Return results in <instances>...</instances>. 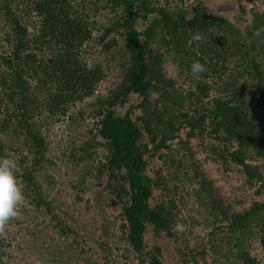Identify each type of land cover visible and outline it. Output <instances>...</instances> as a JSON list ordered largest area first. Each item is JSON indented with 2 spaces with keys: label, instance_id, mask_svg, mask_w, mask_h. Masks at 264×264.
<instances>
[{
  "label": "rangeland",
  "instance_id": "obj_1",
  "mask_svg": "<svg viewBox=\"0 0 264 264\" xmlns=\"http://www.w3.org/2000/svg\"><path fill=\"white\" fill-rule=\"evenodd\" d=\"M59 1L75 22L68 40L59 28L45 39V16L56 1L0 0V78L12 77L2 63L15 43L10 11L27 28V52L35 56L22 69L26 108L0 88V136L24 192L18 216L0 226V264H140L146 258L127 239L125 170L110 164L112 147L100 133L108 110L123 115L131 107L135 146L158 181L149 202L170 213V231L147 223L149 249L161 247L163 264H243L246 252L264 264V179L248 182L231 157L237 142L212 113L216 99L236 95L264 133V110L252 98L259 92L249 70L254 58L248 46L237 47L264 13V0H141L137 28L157 77L125 104L117 96L136 66L123 24L125 0ZM262 41L251 54L264 72ZM50 58L67 59L55 67ZM193 62L206 71L194 76ZM248 159L264 177V156L250 148ZM257 203L263 208L233 233L221 210L241 213Z\"/></svg>",
  "mask_w": 264,
  "mask_h": 264
},
{
  "label": "trees",
  "instance_id": "obj_2",
  "mask_svg": "<svg viewBox=\"0 0 264 264\" xmlns=\"http://www.w3.org/2000/svg\"><path fill=\"white\" fill-rule=\"evenodd\" d=\"M55 1V6H52L53 8H51L50 13L45 16V25L48 29L45 39H47L48 35H51L50 33H53L51 32L52 28H59L61 32H57L56 34L59 33V37L64 36L65 39L68 40L69 37L67 36V32L70 33L69 30H73L75 22L73 21L74 19H71L68 15L69 11L64 8L63 2L53 0V2ZM140 1L141 0H125V11L127 16L123 24L127 29V40L135 50L136 66L131 72L132 83L117 96L121 99L123 104L128 101L129 95L132 92L142 94L146 91L148 78L152 76L153 78L157 77L156 73L154 74L156 70L152 69L149 64L147 48L140 40V31L137 28V8ZM9 15L11 16L10 22L14 27L13 39L15 43L12 54L7 58L4 57L2 63L10 68L12 77L2 76L0 78V88L3 89V96H5L6 99L11 102L21 100L19 103L20 107L26 108L24 105H21L26 100L24 93L27 91L25 88L27 82L23 76L24 72L22 69L30 63L32 64L35 56L27 52V28L21 25L19 17L14 13L10 11ZM165 18L171 21L170 17L167 18V16H165ZM260 28H264V13L256 14L253 25H251L250 28V34L248 36L244 34V36H240L241 39L237 40V47L240 48L242 45L248 46V55L254 59L255 56L252 57L251 53L252 50H255L256 45L261 43L258 42V40L261 39L262 41L263 39L262 43H264V33L260 36L255 35L256 30ZM245 41H247L248 44ZM66 59L67 58H63L57 61V59L50 58L49 62L55 67H58L63 65ZM254 59H252L253 69L249 68V70L256 75L259 92H256L255 96H252V98L255 100L256 106L260 110H264V72L261 70V62L255 61ZM70 87L71 84H69V88ZM238 99L241 100V98H238L236 95L227 100L216 99L212 113L215 119L220 120L221 128H223V132L226 134L227 139L237 142L238 146L231 152V157L236 163L243 166L248 182L251 184L254 181H262L264 179L261 168L257 164L254 165L249 162L248 159V151L250 148H253L257 155L264 156V133L260 136L256 130V125L244 113L243 107ZM233 101L236 103L234 104ZM27 111L26 109L25 115ZM126 111L127 112L122 115V113L117 110H108L102 119L100 133L104 138L110 141L112 147L110 164L112 166L123 167L125 170L127 185L122 187V191L126 195H129V203L124 207L126 219L124 227H127V239L136 252L146 257L141 259L140 264L144 263V259H147L149 264H163L161 247L159 245H154L149 249V246L145 242V235L148 222L154 224L158 230H169L171 227L169 220L170 213L162 204L151 207L149 201L154 189L157 187L158 181L147 171V163L143 154L135 146V141L139 136V129L131 117L133 107ZM39 139L40 138H37L39 142L43 143ZM0 157H8L1 136ZM262 206L263 205L257 203V208L255 207L241 213L233 214H230L229 210L226 208L225 210H221V213L224 220L229 221V229L233 233H237L246 227L254 212L257 209L260 210V208H263ZM241 258L243 264L257 263L256 258L250 256L248 252L243 253Z\"/></svg>",
  "mask_w": 264,
  "mask_h": 264
},
{
  "label": "clouds",
  "instance_id": "obj_3",
  "mask_svg": "<svg viewBox=\"0 0 264 264\" xmlns=\"http://www.w3.org/2000/svg\"><path fill=\"white\" fill-rule=\"evenodd\" d=\"M264 33V28L257 29L256 36ZM206 71L204 64L193 62L191 72L199 76ZM24 199L23 187L18 179L17 163L11 157H0V226L18 216L20 203Z\"/></svg>",
  "mask_w": 264,
  "mask_h": 264
}]
</instances>
